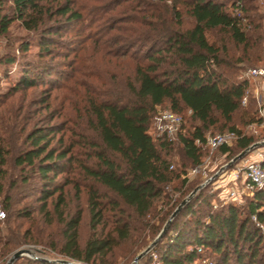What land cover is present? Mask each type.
Listing matches in <instances>:
<instances>
[{
	"label": "trees",
	"instance_id": "1",
	"mask_svg": "<svg viewBox=\"0 0 264 264\" xmlns=\"http://www.w3.org/2000/svg\"><path fill=\"white\" fill-rule=\"evenodd\" d=\"M101 1L120 17L111 16L98 25L95 46L112 62L130 65V76L115 92L83 86L80 104L86 126L82 128L91 135L77 133L78 141L64 123H53L52 111L34 122L39 111L26 110L25 117L19 115L20 105L9 106L7 119L0 115V206L5 212L0 220V258L33 242L79 264H109L104 259L113 256L121 243L132 241L138 249L157 235L158 226L151 220L157 202L169 203L164 188L178 180L185 183L181 176L186 168L182 165L177 172L170 166L175 142L192 167L205 156L208 131L237 135L233 146L218 151L230 159L257 142L239 129L247 124L259 127L260 120L256 105L255 110L249 101L241 105L249 85L237 78L241 65L264 59L260 0ZM3 2L0 37L19 22L38 35L40 55L51 54L64 25L83 21L66 0H9L11 16L4 12ZM184 17L190 20L188 27ZM213 31L226 36L222 45L208 40ZM20 50L26 52L28 45ZM3 63L12 64L13 59ZM52 70L42 64L26 71L8 95L48 84L55 75ZM49 99L39 101L45 104L43 111L50 110ZM157 106L182 117V132L175 142L148 134ZM76 176H81V185L75 183ZM193 184L200 182L194 179ZM71 185H77L78 192L80 187L88 190L92 235L83 247L78 242L81 214L67 218L64 213L65 188ZM208 187L181 208L152 252L162 264H264V190H255L243 204L215 207L219 193ZM32 197L38 210L19 208ZM35 211L46 224L62 225V242L47 245L37 238L38 231L30 227L23 231L22 220L35 221ZM147 256L144 264H150ZM13 264L60 263L21 257Z\"/></svg>",
	"mask_w": 264,
	"mask_h": 264
},
{
	"label": "rangeland",
	"instance_id": "2",
	"mask_svg": "<svg viewBox=\"0 0 264 264\" xmlns=\"http://www.w3.org/2000/svg\"><path fill=\"white\" fill-rule=\"evenodd\" d=\"M4 2V12L7 15L11 14V4L9 0H3ZM62 2L65 0H61ZM67 2L73 4L75 9H78L83 16V21L80 23H72L69 26L64 25L59 35H56L54 39L56 40V45L51 48V54L45 56L38 54L39 52V37L33 32H28L24 30L19 22H13L9 27L8 34L0 37V115L2 119H7L9 115V106L14 105L15 109L20 105L22 106V111L19 115L23 116L26 110L29 111H39V113L34 114L33 122L39 120V118L44 117L46 114L52 111L54 116L55 124L64 123V127L68 128L73 134L74 141H78L79 137L77 133H85V135H91L88 131L85 120H83V112L81 111L82 105L80 104L81 94H84L83 86L87 84L94 85L97 89L101 91L107 90L115 92L117 89L123 85V81L126 77L130 76V65H118L119 62L111 61L109 58H105L104 54L100 52L95 46V38L99 37L97 33V27L102 21H107L108 18L116 19L120 17V14L114 11H108L109 5L106 1L101 0H66ZM101 1V2H100ZM54 4H56L54 2ZM264 4V0H260V5ZM119 9L116 10V12ZM121 11V10H119ZM118 11V12H119ZM114 17V18H113ZM54 24V19L48 21L47 25L51 26ZM184 25L188 27L190 25V20L184 17ZM210 42H217L218 45H222L223 41L226 40V36H222L219 32H211L207 35ZM228 41V39H227ZM24 44L28 45V50L22 52L20 47ZM228 47L232 50L234 48L231 46L230 41L227 43ZM7 59H13L12 64H4L3 61ZM45 64L50 66L55 73L54 76L49 80L48 84L38 86L34 89L28 91H22L13 96H9V91L16 85L17 81L22 77L23 73L26 71L35 70L39 65ZM264 66V59L257 62L256 64H245L241 65V70L238 76H242L243 71L250 67ZM250 92L254 90L253 86L248 87ZM100 91V92H101ZM49 99L50 110L43 111L44 105L38 104L42 99ZM250 106L255 110V104L253 95L250 93L248 97ZM165 109L167 107L165 106ZM3 112V114H2ZM4 115V116H3ZM85 115V114H84ZM186 128L188 131L190 128V123L187 118L189 117V112L185 113ZM25 120L23 121V123ZM43 125V124H41ZM82 128V129H80ZM244 135L253 136L257 142L260 143L264 141L263 127H256L254 125H239ZM224 132V131H222ZM219 133V131H208L207 135H214ZM228 133V132H224ZM58 137V136H57ZM70 137V132L66 133V138ZM72 137V136H71ZM234 142H232L233 146ZM204 149H206L203 146ZM202 148V149H203ZM203 149V150H204ZM81 151L80 149H77ZM257 150L263 151L264 149L259 148ZM256 150V151H257ZM255 152V151H254ZM253 152V153H254ZM253 153L248 154L247 157L251 155L254 158ZM205 156L201 160V164L205 158L210 155L208 150L205 151ZM236 157V156H235ZM246 157V158H247ZM211 160L207 166H204L205 174H199L194 179L198 180L200 184H193V180H188L186 178L187 172L193 167L185 158L181 146L178 142L173 144L170 160V166L177 172L181 171V166L183 165L186 169L181 180L185 183L182 185L181 182L175 181L164 188L165 193L168 194L169 203H163L161 200L156 203L154 218H152L151 223H155L158 226V233L156 236L148 238L145 245L140 248L132 246V241L121 243L114 251L113 256H108L104 261H108L109 264H144L145 256L148 255L150 259V264L152 263L151 252L155 248L144 255L137 263L134 262L135 258L140 255L145 249L152 245L154 240L157 238L161 230L171 219L172 214L181 204L182 201L186 200L190 195L192 197L190 200L196 196L201 190L211 188V192L220 191L224 192L226 188L223 186V180H225L236 168L233 164L231 167L232 159L228 155H223L218 152H214L210 156ZM200 164V165H201ZM224 169L221 173H217L220 168ZM221 174V175H220ZM222 177V178H221ZM222 179V180H221ZM75 183H80L83 181L81 176L75 177ZM89 186L91 182L86 181ZM77 184V185H78ZM77 185H71L65 188L67 195H65V216L67 218L74 217L76 213L81 214V223L78 227V242L81 247L84 246L86 241L92 235L90 229V215L88 211V190L86 188L80 187V192L77 191ZM220 186L221 190H215L216 186ZM230 186V184H228ZM103 193L102 189H99ZM216 205H221L220 199L217 198L215 201ZM223 204V203H222ZM39 203L35 201V197L28 198L23 201L19 208L29 207L30 210H38ZM172 207V208H171ZM170 212V213H169ZM153 216V215H152ZM32 217L35 219L33 222H26L22 220L23 231L28 227L31 228L33 232L38 236L37 238L43 240L44 243L62 242V225L57 222H52L51 224H46L44 222V217L38 214V211L33 212ZM162 218L163 220H161ZM161 221H160V220ZM2 227V225H0ZM101 228L99 227L98 230ZM38 242V241H37ZM45 245L36 244L33 242L24 243L18 249L0 258V264H7L12 255L19 251H28L30 259H43L48 261H69L53 251H50ZM132 249L130 252L127 253ZM79 264L77 262H74Z\"/></svg>",
	"mask_w": 264,
	"mask_h": 264
},
{
	"label": "built area",
	"instance_id": "3",
	"mask_svg": "<svg viewBox=\"0 0 264 264\" xmlns=\"http://www.w3.org/2000/svg\"><path fill=\"white\" fill-rule=\"evenodd\" d=\"M239 79L247 81L249 85L248 87H254L252 92L247 88L244 97L242 98L241 105L245 107L248 104V97L251 93L256 105L257 116L260 120L258 126L264 128V66L250 67L246 69L243 71L242 76L239 77ZM182 127L183 119L181 116L157 106L155 107V113L148 134L153 139L165 138L169 142H175L182 132ZM236 139L237 135L230 132L215 135L209 134L205 136V143L203 146L210 152V155L203 160L201 165L190 169L185 175L186 178L191 180L197 175L202 174V172L205 174L204 166H207L210 163V156L214 152H218L221 147H231L232 142ZM196 144L199 145L198 142ZM262 149H264V147ZM256 150L257 149L254 150L255 152H250H254L252 154L255 155L254 158H251V155L249 157L246 155L238 164H236L238 166L233 169L232 173L223 180V183L225 184L223 186L226 190L224 192L220 191L219 194V199L223 204H243V199L251 196L255 190H264V150ZM223 169L224 167H221L217 173H221ZM228 184H230V186H228ZM215 190H221V187L217 185ZM4 219L5 212L0 206V220L3 221ZM252 220L255 221L254 218H252ZM262 233L264 234L263 229ZM168 237H173V232H169ZM198 251L200 252L201 250ZM150 256L152 258L151 264H162L156 254L151 252Z\"/></svg>",
	"mask_w": 264,
	"mask_h": 264
},
{
	"label": "water",
	"instance_id": "4",
	"mask_svg": "<svg viewBox=\"0 0 264 264\" xmlns=\"http://www.w3.org/2000/svg\"><path fill=\"white\" fill-rule=\"evenodd\" d=\"M263 147H264V141H261L260 143H254V144H252L250 147H248L247 149H245L244 151H242L241 153H239L236 157H234V159L232 160V162L229 165V167H231L233 164L235 165L236 163H238L246 155H248L250 152L254 151L255 149L263 148ZM191 197H192V195H190L186 200H184V201L181 202V204L177 207V209L172 214L171 219L167 222V224L161 230V232L159 233V235L157 236V238L154 240V242L152 243V245L149 246L147 249H145L140 255H138L135 258V260H134L135 263H137L138 260H140L144 255H146L147 253H149L153 249V247L160 241V239L163 237V235L167 232L168 227H169L171 221L173 220V218L179 213V211L181 210V208L190 201V198ZM28 254H29L28 251L19 250V251L15 252L12 255V257L9 259V261L7 262V264H13L16 260H18L21 257H29ZM52 262L60 263V264H76L74 262H69V261H64V260L52 261Z\"/></svg>",
	"mask_w": 264,
	"mask_h": 264
}]
</instances>
